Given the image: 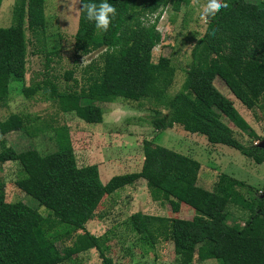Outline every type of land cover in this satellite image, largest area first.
Listing matches in <instances>:
<instances>
[{
	"label": "trees",
	"instance_id": "16d2710c",
	"mask_svg": "<svg viewBox=\"0 0 264 264\" xmlns=\"http://www.w3.org/2000/svg\"><path fill=\"white\" fill-rule=\"evenodd\" d=\"M189 1L109 0L116 16L103 31L85 19L80 0L76 52L80 56L99 52L83 70L84 85L68 72L66 79L74 80V87L63 90L57 78L46 73L42 81L24 89V96L31 99L43 94L59 101L64 110L70 101L77 105L87 100L90 123L102 119V109L94 102H149L156 107L150 122L154 129L166 131L179 125L264 165V150L240 143L223 121L226 118L251 139H258L234 102L215 86L220 78L228 93L249 110L264 98V2L227 0V8L206 17V31L193 48L192 65L180 91L172 95L176 71L171 61L160 57L154 63L151 54L162 40L157 30L161 13L171 7L178 14ZM26 30L38 46H45L43 2L15 0L11 26L0 27V107L8 102L11 81L25 78ZM26 122L23 116L10 115L0 122V136L22 130ZM55 133L58 150L51 154L42 155L37 149L19 153L12 147L0 152V164L18 162L21 166L17 187L51 213L35 222L37 209L23 202L8 203L0 180V264H66L93 249L99 251L102 264H116L86 225L104 197L141 179L147 182L153 201L167 202L174 213L185 205L196 214L191 220L133 214L129 224L142 245L154 250L160 241H172L179 264H192L195 255L201 262L264 264V190L250 199L251 186L224 175L214 191H207L198 185V161L160 145L144 146L140 172L116 175L104 184L97 165H77L68 128ZM229 206L249 214L244 226L229 225Z\"/></svg>",
	"mask_w": 264,
	"mask_h": 264
},
{
	"label": "rangeland",
	"instance_id": "374dc122",
	"mask_svg": "<svg viewBox=\"0 0 264 264\" xmlns=\"http://www.w3.org/2000/svg\"><path fill=\"white\" fill-rule=\"evenodd\" d=\"M32 1H40L44 5L47 20L46 44L44 47L38 46L26 30L28 43L25 78L11 81L8 102L0 107V122L12 114L23 116L27 122L22 130L0 136V152L12 147L19 153L37 149L42 155L51 154L58 150L56 130L67 127L77 165L80 168L97 165L104 184L113 176L140 172L144 163V146L160 145L198 161L201 164L198 185L205 190L214 191L221 177L228 175L253 188L248 198L259 196L264 190V165H257L231 147L213 145L205 136L189 133L179 125L166 131L154 129L150 122L156 107L149 102H94L102 109V119L97 123H90L87 116L91 103L87 100H81L77 105L70 101L69 107L64 110L59 101H52L43 94L26 98L24 89L42 81L46 73L55 76L63 90L74 87V80H78L79 85H84L83 70L99 55V52H93L80 56L76 52L74 36L78 30L80 0H30ZM14 3L15 0H3L0 27L11 26ZM205 3L206 0H190L188 4L182 5L178 14L167 7L160 15L157 30L162 40L152 51L151 61L157 63L160 57L171 61L176 71L172 95L180 91L192 65L193 48L206 31L207 20L201 15ZM155 18L156 16L150 17L149 21L153 23ZM68 72L74 74V80L69 82L66 79ZM215 84L234 102L236 109L258 135V139L253 140L223 118L233 130L234 137L245 146H260L264 142V98L249 110L231 93H227L229 90L220 78ZM202 100L210 104L207 97ZM20 172L18 162L0 164V180L4 182L1 192L10 204L23 202L37 209L33 220L38 222L51 213L46 208L39 207L37 200L17 187ZM228 211L231 226H244L249 218L247 212L236 206H229ZM137 212L186 220H191L196 215L193 209L185 205H182L179 215L172 211L167 202L153 201L147 182L141 179L104 197L86 228L99 238L101 249L116 264H179L172 241H160L154 250L142 245L129 224V218ZM58 247L61 248L60 243ZM66 264H102V261L99 251L93 249L74 257L73 261ZM192 264L218 262H201L195 255Z\"/></svg>",
	"mask_w": 264,
	"mask_h": 264
},
{
	"label": "clouds",
	"instance_id": "9594fccd",
	"mask_svg": "<svg viewBox=\"0 0 264 264\" xmlns=\"http://www.w3.org/2000/svg\"><path fill=\"white\" fill-rule=\"evenodd\" d=\"M85 19L94 22L95 27L107 31L110 22L116 16V9L109 0H82ZM227 0H206L202 8L201 15L213 17L220 9L227 8Z\"/></svg>",
	"mask_w": 264,
	"mask_h": 264
},
{
	"label": "water",
	"instance_id": "95a60500",
	"mask_svg": "<svg viewBox=\"0 0 264 264\" xmlns=\"http://www.w3.org/2000/svg\"><path fill=\"white\" fill-rule=\"evenodd\" d=\"M259 147L264 150V142ZM263 197H264V193H263Z\"/></svg>",
	"mask_w": 264,
	"mask_h": 264
},
{
	"label": "crops",
	"instance_id": "0c3cea01",
	"mask_svg": "<svg viewBox=\"0 0 264 264\" xmlns=\"http://www.w3.org/2000/svg\"><path fill=\"white\" fill-rule=\"evenodd\" d=\"M218 79H216L215 80V83H216V81H217ZM215 86L217 87V85L215 84ZM228 93V92H227ZM228 94H230V93H228ZM181 212V211H180ZM180 212L179 213H175V214H179L180 215ZM177 217H179V216H177Z\"/></svg>",
	"mask_w": 264,
	"mask_h": 264
}]
</instances>
